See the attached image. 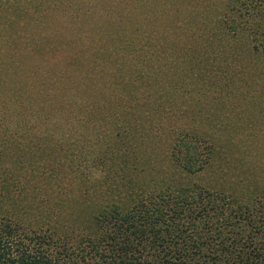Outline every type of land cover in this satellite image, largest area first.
<instances>
[{
  "label": "rangeland",
  "instance_id": "1",
  "mask_svg": "<svg viewBox=\"0 0 264 264\" xmlns=\"http://www.w3.org/2000/svg\"><path fill=\"white\" fill-rule=\"evenodd\" d=\"M205 4V0H0V148L13 152L15 145L22 144L21 149L28 150L38 140L42 150L46 145L60 149L57 156L50 155L60 165L52 170L49 182L40 178L34 184L31 203L47 204L50 195L68 211L66 205L70 208L78 202V207L88 210H75L77 224L97 236L98 215L105 203L130 202L127 194L120 201V194L102 200L98 187H93L107 178H101L98 170L110 166L106 155L120 156L122 147L132 167L131 152L138 169L147 170L138 174L136 186L160 189L163 182L171 186L206 180L234 189L249 202L254 185L263 183L255 181L248 188L240 183L239 174L258 169V162L251 161L252 143L257 144L253 149H264V0L253 1L250 9L238 8L228 20L234 24L231 29L215 22V16L204 19ZM189 42L198 52L196 62L212 65L211 72L207 70L212 81L205 84L196 71L173 67L177 69L170 72L175 76L167 90L171 87L176 97L177 87L192 93L193 112L185 115L176 105L166 122L160 119L165 98L157 100L160 91L146 93L144 80H132V70L142 64L144 69H156V77L162 76L164 62L152 55L182 52ZM159 89L164 92V85ZM147 110L151 111L143 119ZM125 120L131 132L118 130ZM141 133L154 136L140 137L135 143L129 135ZM180 135L212 142L205 172L191 173L177 166L173 142ZM111 139L105 149V141ZM97 152L101 157H96ZM69 162L80 167V184H85L81 189L73 177L64 176L69 178L67 185L59 178ZM5 165H11L10 160ZM131 177L124 178L130 183ZM131 185L128 188H134ZM47 219L34 225L43 235ZM52 237L45 235L44 240ZM60 243L52 244L51 250L63 256ZM85 244L78 240L73 246L80 249ZM67 246L65 258L71 259L77 253H71L70 243ZM75 257L77 264L93 261L86 245Z\"/></svg>",
  "mask_w": 264,
  "mask_h": 264
},
{
  "label": "trees",
  "instance_id": "2",
  "mask_svg": "<svg viewBox=\"0 0 264 264\" xmlns=\"http://www.w3.org/2000/svg\"><path fill=\"white\" fill-rule=\"evenodd\" d=\"M253 1L255 0H205L206 4L201 12L204 19L211 20L215 16V22H220L222 27L231 29L234 24H228V20H233V13L238 8H253ZM147 54L150 55L151 52ZM145 56L146 54L142 55L143 59ZM152 56L156 61H159V58L164 62L162 67L164 74L156 77V69H144L141 64V68L132 70V80L134 82L144 80L146 93L161 92L157 100L165 98L162 103L165 110L160 119L171 121L169 114L176 105L181 106L185 115L193 112L194 99H190L192 93L188 91L185 93L177 87L178 97H176L177 93L171 92V87L167 90L166 85L175 76L170 72H175L177 69L173 68L175 66H179L181 70L188 67V70L196 71L197 76L207 84L212 81L210 75H207V70L211 72L212 65L205 61L196 62L199 59L198 52L190 42L184 43L182 52L179 50L174 54L169 52L158 57L156 54ZM190 57L193 59L190 60ZM192 62L196 64L191 65ZM163 85L164 92L159 89ZM150 111L145 112L143 119ZM119 123L120 132H124L125 129L132 131L130 128L127 129L126 120ZM151 125L155 126L156 121H151ZM142 133L139 136L129 135L135 143L140 137L149 140L154 136L152 133L146 137L141 136ZM207 141L206 137L202 136L192 140L187 135H180L173 142L172 154L177 166L181 165L183 170L191 173L205 172L209 156L207 150L212 143ZM39 142L37 140L35 145L28 146V150L21 149L22 144L15 145L13 152L7 150L5 153L0 148V161L2 160L0 162V264H77L75 256L83 251L85 245L90 247L93 257V261H88L86 264H264V149H253L256 143H252L250 156L254 158L251 161L258 162V169L253 174H250L249 170L239 174L240 178L248 181L249 184L247 186L244 180L241 181L242 179L239 180L240 183L248 188L252 187L255 181L263 182L254 185L252 189L256 191L249 197V202L243 200L234 189L227 190L224 184L222 185L224 188H221L220 183L215 182L212 185L206 180L176 182L178 184L171 186L164 185L163 182L159 185L160 189L151 186L141 188L136 186V183H139L137 176L143 172L142 169L146 172L147 170L144 167L138 169L136 165L138 160L133 152H131V159L135 160H131L133 167L127 160L129 156H125V147L121 148L120 156L106 155L105 160L108 164L111 163L110 166H102L98 170L101 171L99 174L101 178H107L93 187H98L97 192L100 193L102 200L106 196H110L111 200L120 194V201L127 194L130 202L115 206H107L105 203V209L98 215L97 236H90L92 234L90 229L84 230L77 224L79 213L75 210L80 212L88 210L85 207H78V202L73 206L70 205V208L66 205L68 211H64L65 205L57 204L50 195L46 196L47 204L43 201L31 203V198L35 196L34 184L40 178L44 182H49V179L53 178L52 170L60 165L59 161L50 157L52 154L57 156L60 149L56 150L46 145L42 150ZM105 142L106 149L108 143H112V139ZM260 152L263 153L260 155ZM99 156L101 157L97 152L96 157ZM3 158L10 160L11 165L6 166V160ZM68 165L69 168H64V173L60 174L59 178L65 182V185L70 177H73L77 183H82L83 176L79 172L80 167L77 163L69 162ZM111 165L115 166L114 170L120 172H114ZM126 165L128 167L125 168ZM117 167L120 168L116 169ZM121 170L127 174L121 176ZM127 175L132 176L130 183L124 178ZM64 176L69 178L64 179ZM131 184H134V188H128L132 186ZM84 186L85 184H80V189ZM120 187L125 189L124 194ZM76 198L79 200V197ZM58 205L61 211L58 210ZM45 218L49 221V226L44 232L46 237L58 234V237H52L49 241H45L42 230L39 231L37 225L34 226L39 219ZM78 240H83L87 244L77 249L73 244ZM59 241L63 256L51 250L52 244L56 245ZM68 243L71 253H77L71 259L65 258Z\"/></svg>",
  "mask_w": 264,
  "mask_h": 264
}]
</instances>
